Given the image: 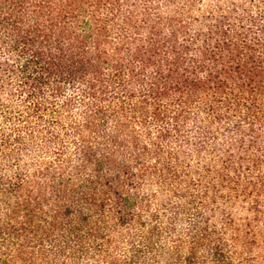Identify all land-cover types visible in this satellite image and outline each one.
<instances>
[{
  "label": "trees",
  "instance_id": "16d2710c",
  "mask_svg": "<svg viewBox=\"0 0 264 264\" xmlns=\"http://www.w3.org/2000/svg\"><path fill=\"white\" fill-rule=\"evenodd\" d=\"M0 264H264V0H0Z\"/></svg>",
  "mask_w": 264,
  "mask_h": 264
}]
</instances>
